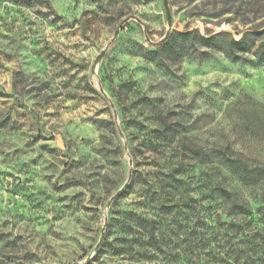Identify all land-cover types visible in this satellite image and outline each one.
I'll list each match as a JSON object with an SVG mask.
<instances>
[{"label":"rangeland","instance_id":"obj_1","mask_svg":"<svg viewBox=\"0 0 264 264\" xmlns=\"http://www.w3.org/2000/svg\"><path fill=\"white\" fill-rule=\"evenodd\" d=\"M220 8L0 0V264H201L206 256L185 255L180 240L201 217L228 219L224 194L264 205V63L254 49L239 61L205 46L149 58L174 32H264V16L214 15ZM222 152L248 166V183ZM150 220L165 237L156 249Z\"/></svg>","mask_w":264,"mask_h":264},{"label":"trees","instance_id":"obj_2","mask_svg":"<svg viewBox=\"0 0 264 264\" xmlns=\"http://www.w3.org/2000/svg\"><path fill=\"white\" fill-rule=\"evenodd\" d=\"M214 1L221 5L219 11L214 14L216 16L231 13L244 17L246 12L252 13L255 18L264 16V0ZM197 46L222 52L233 61L242 60L246 53L254 49L255 60L264 63V32L262 31L244 32L238 40L232 38L227 31L210 36H202L197 30L174 32L158 50L150 52L149 58L155 60L158 54L173 49L178 56H192L196 53ZM191 153L197 152L192 150ZM215 155L233 174L247 183L250 181L252 172L238 156L231 152ZM222 197L226 199L223 205L228 219L221 223H207L205 218L201 217V222L195 224L180 240L183 253L196 254L199 258L203 254L206 258L201 264H264V205L253 210L247 202L226 198V194ZM191 202L196 203L195 200ZM159 205L163 204L159 203ZM182 207L191 209L193 213L197 211V204L190 206L184 202ZM148 225V241L151 247L156 249L160 247L165 237L161 233V225L158 221L150 220ZM103 251L100 249L97 254Z\"/></svg>","mask_w":264,"mask_h":264},{"label":"water","instance_id":"obj_3","mask_svg":"<svg viewBox=\"0 0 264 264\" xmlns=\"http://www.w3.org/2000/svg\"><path fill=\"white\" fill-rule=\"evenodd\" d=\"M222 30H225L223 27L221 28ZM168 37V35L166 34L165 35V39ZM103 54V53H102ZM102 90V89H101ZM110 104H111V106H112V103L110 102ZM113 113H114V116L116 117V113H115V111H113ZM129 162H130V160H129ZM130 178H131V172H129L128 173V176H127V180H126V182H125V184L119 189V190H117L111 197H110V199H109V201H108V204H110L119 194H120V192L126 187V185L129 183V181H130ZM215 219L216 220H218L219 219V216L217 215L216 217H215ZM105 229H106V223H104V225H103V227H102V233L105 231Z\"/></svg>","mask_w":264,"mask_h":264},{"label":"bare ground","instance_id":"obj_4","mask_svg":"<svg viewBox=\"0 0 264 264\" xmlns=\"http://www.w3.org/2000/svg\"><path fill=\"white\" fill-rule=\"evenodd\" d=\"M223 28H227L226 26H223Z\"/></svg>","mask_w":264,"mask_h":264}]
</instances>
